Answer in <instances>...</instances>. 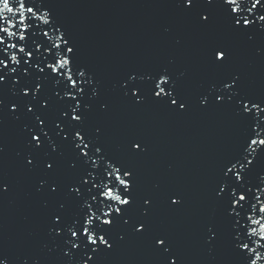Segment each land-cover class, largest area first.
Returning a JSON list of instances; mask_svg holds the SVG:
<instances>
[{
    "label": "snow or ice",
    "instance_id": "6c2138e0",
    "mask_svg": "<svg viewBox=\"0 0 264 264\" xmlns=\"http://www.w3.org/2000/svg\"><path fill=\"white\" fill-rule=\"evenodd\" d=\"M170 2L201 29L222 18L228 33L249 44L264 35V0ZM256 54L264 57V47ZM203 57L208 66L223 69L232 63L233 49L215 42ZM173 63L125 71L113 88L137 107L152 104L175 114L188 113L194 104L202 110L223 107L242 122L243 134L216 171L211 192L216 211L203 226L204 244L210 255L225 251L226 264H264V95L247 90L244 75L231 71L194 100L182 86L187 73L173 71ZM111 107L50 0H0V131L5 115L16 122L23 140L20 166L38 173L35 191L46 193L41 208L51 247L48 242L43 247L59 254V264H101L129 236L148 237L159 264H183L170 233L155 230L151 222L161 195L158 184L132 215L138 207L137 170L129 161L146 156L149 145L140 136L129 137L124 159L102 142L101 123L89 126L92 113ZM5 152L0 139V160ZM12 187L0 172V196ZM183 204V197L167 196L170 209ZM0 264L41 262L31 256L17 261L0 248Z\"/></svg>",
    "mask_w": 264,
    "mask_h": 264
},
{
    "label": "water",
    "instance_id": "95a60500",
    "mask_svg": "<svg viewBox=\"0 0 264 264\" xmlns=\"http://www.w3.org/2000/svg\"><path fill=\"white\" fill-rule=\"evenodd\" d=\"M50 6L78 42L81 61L102 82L103 97L111 101V111L92 113L89 126L101 123L102 142L124 159L129 137L140 136L149 145L146 156L129 161L137 170L138 207L132 215L158 184L161 195L151 222L155 230L170 233L183 264H226L230 257L225 251L208 253L203 226L216 211L211 192L217 168L243 134L242 122L223 107L202 110L194 104L183 114L152 104L137 107L122 99L113 83L125 71L155 70L173 60V71L187 73L182 86L194 100L212 80L231 71L244 75L247 90L264 95V57L256 54L264 47V35L249 44L228 33L222 18L213 28L201 29L170 0H50ZM221 41L232 47L233 60L226 68H212L203 51ZM3 119L0 139L6 152L0 172L13 187L0 196V248L17 261L31 256L41 264H59V254L43 247L45 242L51 247L41 208L46 193L35 191L38 173L20 166L17 153L23 150V140L16 122L7 115ZM168 195L183 197V206L170 209ZM101 264H159V257L148 237L129 236Z\"/></svg>",
    "mask_w": 264,
    "mask_h": 264
}]
</instances>
